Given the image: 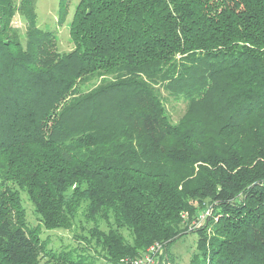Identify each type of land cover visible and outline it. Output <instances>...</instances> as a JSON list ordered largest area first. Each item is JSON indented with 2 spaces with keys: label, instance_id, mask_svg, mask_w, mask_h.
<instances>
[{
  "label": "trees",
  "instance_id": "obj_1",
  "mask_svg": "<svg viewBox=\"0 0 264 264\" xmlns=\"http://www.w3.org/2000/svg\"><path fill=\"white\" fill-rule=\"evenodd\" d=\"M35 11L0 0V264H133L190 229L191 264H264V0H80L68 52ZM22 195L87 236L48 247Z\"/></svg>",
  "mask_w": 264,
  "mask_h": 264
},
{
  "label": "rangeland",
  "instance_id": "obj_2",
  "mask_svg": "<svg viewBox=\"0 0 264 264\" xmlns=\"http://www.w3.org/2000/svg\"><path fill=\"white\" fill-rule=\"evenodd\" d=\"M80 0H69L68 1V14L64 23H58V5L59 0H35V12L37 16V27L40 29H47L54 33L55 38L57 40V49L59 52H68L72 50V42L70 41L69 35V25L71 23L75 7L79 3ZM10 27L17 30L21 36L22 41H24L25 37V21L20 16L19 13L12 19L10 23ZM163 95L166 96V93L163 91ZM166 107L172 117L173 121H177L184 112V104L179 101H173L168 98L166 102ZM22 206L25 209V215L28 224L31 227H39L41 238L48 240V247L50 248H60V247H75L77 245V241L74 239V235L78 236L84 235L87 236V233L81 230V226L84 228H89L91 224H86L81 211L78 213V218L76 224L73 226L71 230H46L44 229L40 222L37 219V216L34 213L33 207L31 203L28 201L25 195H22ZM204 224V217H201L200 223L196 226L197 228L201 227ZM101 228L105 229V225L102 223ZM196 228V229H197ZM192 229H190L191 231ZM187 233L183 237L179 238L175 242H173L167 251V256L170 259L171 264H191L194 253L196 252V244L198 235L197 233ZM161 252L163 254V249L160 246L158 253ZM156 255L154 257V264H166L167 259L166 255ZM103 260H100V262Z\"/></svg>",
  "mask_w": 264,
  "mask_h": 264
},
{
  "label": "built area",
  "instance_id": "obj_3",
  "mask_svg": "<svg viewBox=\"0 0 264 264\" xmlns=\"http://www.w3.org/2000/svg\"><path fill=\"white\" fill-rule=\"evenodd\" d=\"M160 246H152L150 247L146 253L141 257L136 259L133 264H154V256L155 253L158 252Z\"/></svg>",
  "mask_w": 264,
  "mask_h": 264
}]
</instances>
